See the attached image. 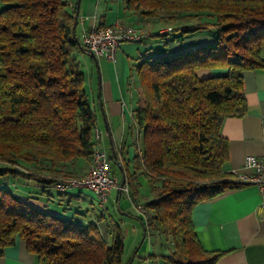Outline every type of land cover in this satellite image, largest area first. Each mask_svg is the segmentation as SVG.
<instances>
[{
  "label": "trees",
  "instance_id": "trees-1",
  "mask_svg": "<svg viewBox=\"0 0 264 264\" xmlns=\"http://www.w3.org/2000/svg\"><path fill=\"white\" fill-rule=\"evenodd\" d=\"M2 2L0 162L8 166L0 165V177L54 186L82 176L87 170L77 175L75 164H90L99 140L94 137L97 107L89 101L85 71L74 56L86 50L73 31V0ZM125 8L168 24L156 35L215 32L213 41L146 57L136 66L143 102L133 118L142 147L125 175L133 201L139 186L135 175L148 180L144 238L158 234L172 244L170 253L161 255L166 264H214L221 252L200 244L191 210L245 184L223 169L228 143L220 128L225 117L245 112L243 72L264 70V0H125ZM200 69L221 72L201 77ZM108 158L111 172L123 167ZM17 237L39 264H127L117 229L106 242L95 222L41 211L0 185V254Z\"/></svg>",
  "mask_w": 264,
  "mask_h": 264
},
{
  "label": "crops",
  "instance_id": "crops-1",
  "mask_svg": "<svg viewBox=\"0 0 264 264\" xmlns=\"http://www.w3.org/2000/svg\"><path fill=\"white\" fill-rule=\"evenodd\" d=\"M76 2L77 0H73L74 7L71 5L74 13ZM117 2L118 0H80L75 31L82 43L85 31L91 26L111 25L126 20L138 35L134 40L119 44L114 59L111 60L97 57L94 62L87 52L78 51L88 58L84 60L86 69L83 68L85 88L89 101L97 107L99 146L104 148L103 143L106 142L108 151L104 148L105 151L113 156L115 162L122 164L123 167L120 165L119 168H112V173L119 183L124 177L126 185L125 175L133 169L132 158L142 147L133 118L134 109L143 102L142 88L134 74L136 66L146 57L169 56L189 51L213 41L214 36L208 32L181 35L180 40L167 42L164 50L152 53L155 37L160 36L156 33L168 30L167 25L154 22L151 28L152 25H148L146 18L125 8V0H121L122 8L116 6ZM3 6L4 3L0 0V9ZM260 55L264 58V46ZM218 72L221 70H198L201 77ZM243 93L246 100L245 112L239 116L225 117L220 128L228 143V158L223 169L233 173L235 178L239 172L246 171L243 167L246 155L264 157V70L243 72ZM89 165L87 161H77L76 174L84 173ZM5 179L0 183L1 186L10 189L16 196L41 211L82 224L95 222L106 242L111 241L116 229L120 231L125 245L124 262L166 264L161 255L169 254L172 244L165 243L158 234L150 237L148 235V240L147 236L144 238V225L135 206L150 198L148 180L142 173L135 175L139 186L134 201L125 196L118 187L111 189L107 203H113L118 209L116 216L105 211L106 205L99 207L95 195L89 189L59 190L53 185L47 186L28 179ZM262 199L264 195L255 184L245 183L194 205L191 220L200 244L207 250L221 252L214 264H264V208L260 206ZM109 218L113 222L112 227L108 224ZM127 224L131 229L126 237L123 226ZM126 238L129 242L128 248ZM137 246L139 247L135 253ZM0 264L39 262L37 256L28 250L25 241L17 237L0 254Z\"/></svg>",
  "mask_w": 264,
  "mask_h": 264
},
{
  "label": "built area",
  "instance_id": "built-area-1",
  "mask_svg": "<svg viewBox=\"0 0 264 264\" xmlns=\"http://www.w3.org/2000/svg\"><path fill=\"white\" fill-rule=\"evenodd\" d=\"M136 38H138L136 30L130 24L118 21L111 25L91 26L85 31L82 44L86 51L95 54L97 57L111 60L114 59L119 44ZM94 137L97 141L100 138L97 128L94 130ZM243 167L246 171L239 172L237 180L255 184L264 195V157L246 155ZM54 186L59 190L88 188L95 195L101 208L107 202L111 189L114 187H118L131 200L128 187L126 185L120 186L117 177L111 172L107 151L98 144L94 147L89 168L82 176L59 180L54 183ZM135 206L144 216L143 205L137 203ZM260 206L264 208V199L260 202Z\"/></svg>",
  "mask_w": 264,
  "mask_h": 264
},
{
  "label": "rangeland",
  "instance_id": "rangeland-1",
  "mask_svg": "<svg viewBox=\"0 0 264 264\" xmlns=\"http://www.w3.org/2000/svg\"><path fill=\"white\" fill-rule=\"evenodd\" d=\"M116 6L119 8V6H120V8H122L121 6H122V2H121V0H118V2H117V4H116ZM118 8H116L115 7V9H117L118 10ZM121 22H123V23H127V24H129L130 22H128V21H126V20H123V21H121ZM158 22V21H157ZM163 23H165V22H163ZM177 23V22H176ZM153 24V21H150V22H148V25H152ZM154 25V24H153ZM153 25L151 26V28L153 27ZM168 25V24H167ZM206 32H210L212 35H215V32L214 31H208V30H205ZM204 31V32H205ZM200 32H198V33H196L195 35H198ZM173 39H181V35L180 34H175L174 32H169L168 34H165V35H162V36H156L155 37V42H154V47H153V50H152V53L153 52H159V51H162V50H164L165 49V45H166V42H170V41H172ZM74 56L77 58V60L80 62V64L83 66V68L84 69H86V64H85V61L84 60H88V58H87V56H82L81 55V53H78V52H74ZM135 71V70H134ZM134 74L136 75V72H134ZM104 144V148L108 151V146H107V143L106 142H104L103 143ZM98 145H99V143H98ZM103 148V147H102ZM103 148V149H104ZM104 149V150H105ZM0 165H2V166H8V164H6V163H4V162H0ZM6 176L4 177H0V182H3V181H5L6 179ZM88 188H85L84 190H87ZM90 191V190H89ZM91 193H92V191H90ZM96 199V198H95ZM123 200H125V198H123ZM123 203H125L126 201H122ZM105 205H106V210L105 211H108V214L110 215H113V216H116L117 215V211H118V209L114 206V204L113 203H110V202H106L105 203ZM140 218H142L143 219V214H141L140 213ZM108 217V216H107ZM136 221L138 222V219L136 218ZM108 224L112 227L113 226V222H112V220L109 218V221H108ZM123 229H124V232H125V235H126V237L130 234V227H129V225L127 224L126 226H123ZM149 237H150V235H149ZM146 240H148V235H147V237H146ZM126 245H127V248H128V245H129V242H128V240H127V238H126ZM135 245H137V244H135ZM144 246V244L142 245V247ZM141 247V248H142ZM143 250V249H142ZM124 259H125V257H124Z\"/></svg>",
  "mask_w": 264,
  "mask_h": 264
},
{
  "label": "water",
  "instance_id": "water-1",
  "mask_svg": "<svg viewBox=\"0 0 264 264\" xmlns=\"http://www.w3.org/2000/svg\"><path fill=\"white\" fill-rule=\"evenodd\" d=\"M79 1H80V0H77L76 5H75L73 31H74V28H75V22H76V20H77V16H78ZM86 52H87L88 55L94 60V62L97 61V56H96L95 54H93V53H91V52H88V51H86ZM98 95H99V93H98ZM98 97H99V96H98ZM99 106H100V110H101V112H102V114H103V107H102L101 101H99ZM123 185H124V177H122V179H121V181H120V186H123ZM142 240H143V238L141 239L140 243L142 242ZM138 247H139V246H137L135 252L137 251ZM127 264H128V263H127Z\"/></svg>",
  "mask_w": 264,
  "mask_h": 264
}]
</instances>
